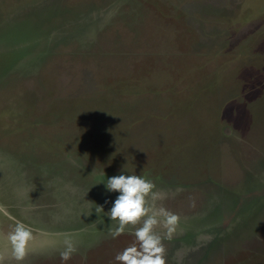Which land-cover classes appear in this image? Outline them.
<instances>
[{
  "label": "rangeland",
  "instance_id": "374dc122",
  "mask_svg": "<svg viewBox=\"0 0 264 264\" xmlns=\"http://www.w3.org/2000/svg\"><path fill=\"white\" fill-rule=\"evenodd\" d=\"M120 174L179 215L167 264H264V0H0V264H118Z\"/></svg>",
  "mask_w": 264,
  "mask_h": 264
},
{
  "label": "clouds",
  "instance_id": "9594fccd",
  "mask_svg": "<svg viewBox=\"0 0 264 264\" xmlns=\"http://www.w3.org/2000/svg\"><path fill=\"white\" fill-rule=\"evenodd\" d=\"M101 182L105 183L108 192L119 193L112 202L111 209L106 212L111 221L117 222L115 228H109L111 238L116 239L127 230L134 229L132 234L135 241L117 253L115 261L118 264H167L164 241H171L175 237L180 217L164 208L154 211L149 205V198L155 195V183L140 175L125 174L115 175ZM190 199V206L194 207L195 200ZM94 209L98 216L105 213L102 205ZM91 213L92 211L87 214ZM161 227L164 229L163 235L157 231ZM33 240L32 230L23 223H17L8 233L13 259L17 262L25 260ZM63 243L64 249L60 252V258L62 264H66L78 248L71 237H66Z\"/></svg>",
  "mask_w": 264,
  "mask_h": 264
}]
</instances>
